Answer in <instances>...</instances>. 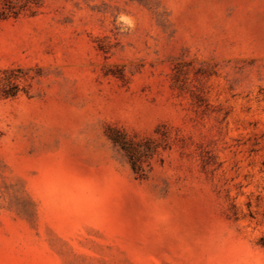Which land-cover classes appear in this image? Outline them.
Returning <instances> with one entry per match:
<instances>
[{
    "label": "rangeland",
    "instance_id": "1",
    "mask_svg": "<svg viewBox=\"0 0 264 264\" xmlns=\"http://www.w3.org/2000/svg\"><path fill=\"white\" fill-rule=\"evenodd\" d=\"M10 3L0 264H264V0Z\"/></svg>",
    "mask_w": 264,
    "mask_h": 264
},
{
    "label": "trees",
    "instance_id": "2",
    "mask_svg": "<svg viewBox=\"0 0 264 264\" xmlns=\"http://www.w3.org/2000/svg\"><path fill=\"white\" fill-rule=\"evenodd\" d=\"M1 4H2V7L4 8H9L11 7L10 6V0H1ZM15 13V12H14ZM4 16H2V14H0V19L3 18ZM114 142H116V140H113Z\"/></svg>",
    "mask_w": 264,
    "mask_h": 264
}]
</instances>
